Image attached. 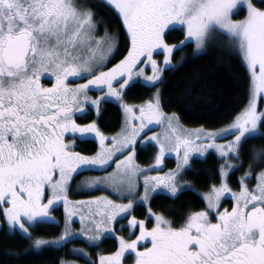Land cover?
<instances>
[{
	"label": "snow or ice",
	"instance_id": "1",
	"mask_svg": "<svg viewBox=\"0 0 264 264\" xmlns=\"http://www.w3.org/2000/svg\"><path fill=\"white\" fill-rule=\"evenodd\" d=\"M101 3L116 10L131 42L127 55L111 68H106V63L119 48V36L109 34L105 28L103 37H95L103 21L96 19L87 0H0V214L10 229L7 235L21 234L36 249L62 245L74 235L71 221L76 213L70 205L76 204L81 209L87 207V214L80 215L79 233L90 242H100L105 232H116L118 218L126 219L133 210L138 176L162 165L166 152H176V168L163 175L159 171L144 175L140 196L144 202H150L160 188L166 189L172 199L183 191H195L179 175L185 166H190L193 152L214 148L225 163L219 168V185L214 183L201 193L205 207L190 209L177 224L149 204L148 218L155 221L152 227L131 215L127 224L121 225V231L125 227L138 228L139 234L132 232L135 239L119 235L116 250L99 254V264H125L126 255L133 257L132 264H264V148L251 149L248 167L239 177L237 188L228 182L230 170L243 167L244 143L264 126V110L257 108L264 94V0H260L262 6L254 0ZM243 9L246 15L233 19ZM178 29L185 31V41L195 40L197 49L217 31L229 37L228 45L239 51L250 74L247 104L227 127H201L195 130L193 139V132L180 126L176 113L163 111L157 89L152 99L139 106V125L126 119L120 133L107 137L98 125L101 97L92 98L89 91L94 89L103 97L123 101L122 93L134 74H144L143 69L137 71L141 63L151 65L152 75L146 77L149 82H162V73L171 65L174 50L185 43L170 44L166 40L169 31ZM157 50L163 53V64L154 58ZM85 76L88 78L83 83H69L70 78ZM42 78L50 80V85L42 83ZM89 102L95 106L97 119L77 123L76 113ZM132 107L124 105L126 112H131ZM153 123L165 125V131L163 135L144 136L141 146L155 142L158 151L154 165L142 167L135 159L137 137L151 131ZM66 134L94 135L99 149L93 155L76 152L72 150L75 141L66 139ZM224 135L233 138L217 143ZM108 139L112 141L110 145L106 143ZM201 139L207 141L206 145L197 143ZM117 154L123 158L114 160ZM110 162L116 164V173L120 174L119 185L113 180L116 173L90 178L85 185L111 181L126 203L108 196L76 202L69 199L70 182L78 169H103ZM257 167L260 171L255 173L256 183L250 185L247 181ZM226 194L233 200L230 208L222 207ZM60 202L67 212L62 235L55 239L35 235V226L56 221L52 212ZM140 241L146 243L139 245ZM61 264L75 262L62 260Z\"/></svg>",
	"mask_w": 264,
	"mask_h": 264
},
{
	"label": "trees",
	"instance_id": "2",
	"mask_svg": "<svg viewBox=\"0 0 264 264\" xmlns=\"http://www.w3.org/2000/svg\"><path fill=\"white\" fill-rule=\"evenodd\" d=\"M96 12V19L103 21L98 24L101 28L119 36V48L108 61V66L114 65L122 59L129 48V39L123 28L122 21L116 12L101 3V0H88ZM259 6H262L259 4ZM241 10L236 17L242 18ZM98 27V28H99ZM225 37V35H224ZM182 29L169 31L166 40L175 44L184 40ZM192 42L185 43L174 50L173 61L175 66L167 68L163 73V81L158 84L161 95V106L165 113H176L179 121L188 127H203L217 129L230 123L245 107L249 98L250 77L237 49L230 47L227 40L215 35L209 39L205 50L194 54ZM157 86H148L141 83L130 85L124 92V99L128 103H141L152 98ZM101 114L98 125L105 133L117 132L123 123L120 107L114 101H104L100 105ZM97 119L93 111L77 116V123L86 124ZM75 144L73 150L82 154H94L97 143L91 139L79 140L73 137ZM264 148V126L260 127L258 134L252 136L243 145V167L235 168L229 174V180L236 185L237 177L243 173L250 160L251 149ZM156 147L147 144V147L137 146V159L142 163H149L155 154ZM166 166H172L173 159H166ZM264 167V165H261ZM220 159L213 153L204 158H193L190 166L184 170L181 178L190 183L193 190L183 191L177 198L172 199L164 193L153 195L149 204L156 212H163L169 218L176 220L177 224L183 214L191 210L205 207L204 200L197 191H207L210 185L217 184L219 178ZM260 171V167L253 170V174ZM197 190V191H196ZM146 207L136 205L133 212L143 218ZM60 219L63 212L60 207L54 209ZM62 229L61 224L50 222L41 223L32 229L35 235L41 237H56ZM10 230L3 226L0 228V264H61L62 260H79L82 258L73 251L72 244L81 241H67L59 247L45 246L40 249L30 247L31 241L23 238L21 234L9 236ZM99 247L103 251L112 252L117 243L114 238H104Z\"/></svg>",
	"mask_w": 264,
	"mask_h": 264
},
{
	"label": "rangeland",
	"instance_id": "3",
	"mask_svg": "<svg viewBox=\"0 0 264 264\" xmlns=\"http://www.w3.org/2000/svg\"><path fill=\"white\" fill-rule=\"evenodd\" d=\"M254 2L257 3V6H259L260 0H254ZM109 7L114 10L113 7H111V6H109ZM114 11L116 12V10H114ZM242 11H244V15H246V9H243ZM116 14L118 15L117 12H116ZM120 19L122 21V18L121 17H120ZM233 19H241V18L236 17V15H235V16H233ZM122 25H123V23H122ZM98 27H99V25H98ZM98 27H97V31L94 33L95 37H97V38L103 37L105 35V28H107V27L106 26H102L101 28L100 27L98 28ZM123 28H124V30L127 33L126 27L124 25H123ZM108 32H109V34H115V32H113V31H111V33H110V31L108 30ZM183 32H184V34L186 36V33H185L184 30H183ZM215 35L221 36L224 39H226L227 41L229 39V37L226 34H224L221 31H217L213 36H210L209 38H207L205 40L204 46L202 48H200V49H197L196 43H195V40L194 39L193 40H190V41H185V38H184V40H182V41H185V43L192 42L193 45H194V49H193L194 54H200V53H202L205 50L206 44L208 43L209 39L213 38ZM224 35H225V37H224ZM128 39H129V47H130L131 46V42H130V37L129 36H128ZM179 43L180 42L175 43V44H179ZM104 47L106 48L107 45H104ZM238 53H239V51H238ZM126 55H127V53H126ZM112 56H110V58L108 59V61L111 59ZM240 56H241V54H240ZM154 58L157 59L159 62H161V64H163V53L160 52L159 50H157V52L154 53ZM241 58H242V56H241ZM108 61L106 63V68H111L113 65L112 66L111 65L108 66ZM242 61H243V59H242ZM118 62H116V63H118ZM243 63L246 66V63L244 61H243ZM175 65H176V63L173 61V56H172L171 65L169 67H173ZM139 69H143L144 74L143 75H140V76H137V75L134 74L132 80L129 82V85L124 89V91L122 93L123 101H121V100H119V99H117L115 97H111V96L103 97L99 91L94 90V89L93 90H90L89 93H88L89 96L92 97V98L101 97V103L104 102V101H114L115 103L118 104V106L121 109V112H122V115H123V123H122L121 128L117 132H115V133H105V132H103L100 129L109 138H111L112 136H115V135H117L118 133L121 132V129L124 126L126 119L131 124L139 125V123H140V120H139V106L143 105L146 101L145 102H141V103H128V102H126L125 99H124V92H125V90L130 85L138 82V83H141V84H144V85H148V86H157L156 90L159 89L158 88V84L159 83L149 82L146 79L147 76L152 75L151 65L150 64L141 63V64H139V67H138L137 71H139ZM247 71H248V69H247ZM248 74H249V71H248ZM249 77H250V74H249ZM87 78L88 77H86V76L84 77V79H72V78H70L69 79V83H71V84L83 83V82H85V80ZM50 82H51L50 80L45 79V78H42V83L47 84V85H50ZM156 90H155V92H156ZM104 92L107 93V89L106 88L104 89ZM153 96H154V94H153ZM153 96H152V98H153ZM101 103H100V105H101ZM124 105H130V106H134V107H132V111L131 112H126L125 111V108H124ZM257 108H258V110H264V94H262L261 97H260V99L258 100ZM89 111H93V113L97 117L95 106H92L90 104V102H89V104H86L82 110L78 111L76 113V116H81V115H83V114H85V113H87ZM133 113H135V115H133ZM167 114H171V113H167ZM230 123H228L225 126H222L220 128H217V129H207V128H203V127L202 128L205 129V130H218V129L227 127ZM179 124H180V126L182 128L193 132V137H192L193 139H194V136H195V130L201 128V127H188V126H184L183 124L180 123V121H179ZM149 127H150L151 131H147L146 130L139 137H137V141H138L137 146L142 147L141 145H143L145 143V141H144V136L145 135L151 136L152 133H157V134L163 135V133L165 131V125H157L156 123H153ZM73 137H76L79 140H84V139L94 140L97 143V147H98L97 148V151H98V149H99V140L97 138H95L94 135L93 136H88V137H80L79 135L72 136L71 134H66V139H68L70 141L71 140H74ZM232 138L233 137L231 135H224L221 139H218L217 140V143H222V144L223 143H227ZM106 143L110 145L112 143L111 139H108L106 141ZM197 143L199 145H206L207 141L201 139L200 141H197ZM148 144H152V145H154L156 147V151H155V154H156V152L158 151V145H155V142H149ZM72 150H73V148H72ZM74 151H76V150H74ZM210 153L215 154L220 159V165L225 163V160L218 155L217 151L214 148H208L203 153L193 152L190 155V162H191V160L193 158H201L202 159V158H204L206 155H208ZM155 154H154V156H155ZM182 154H183V150L181 149V155ZM84 155H93V154H84ZM124 155H127V151H125ZM154 156H153V159L149 163H142V162H140L137 159V148H136V157H135V159H136L137 163L139 165H141L142 167L154 165ZM122 158L123 157L121 155L117 154L114 157V160H116V159H122ZM168 158L173 159V161H174L175 164H173L172 166H166L165 162H166V159H168ZM176 164H177V154H176V152H174V151L166 152L165 153V156L163 158V164L162 165L157 166L156 169L153 170L151 173H143V174H141V175L138 176V189H137V193L138 194H137V196L134 199V208H135L136 205H143V206L146 207V209H148V207H149V202H144V201H142L140 199V196H142V194H143V177H144V175H149V174L150 175H156L157 171H159V173L161 175H163L164 173H167L170 169H175L176 168ZM188 167L189 166H185V168L182 170V173ZM234 170L235 169L230 170V173L232 171H234ZM113 173H116V164L114 162H110V166L109 167H106V168H103V169H101L99 167H95V166L89 167V168H81V169H78V173L77 174H74V177H73L72 181L70 182V188H69V193H68L69 199L71 201H73V202H76V201H81V200H88V199L93 198V197L108 196L109 198H111L113 200H117L118 202L126 203L127 202V199L126 198H123V199L121 198L120 193L114 190V187H113L111 181L110 182H99V183H96V184H93V185H90V186L85 185V181L86 180H89L90 178H94V177H106V176H109V174H113ZM243 173H241L237 177L236 185L233 184L230 180H228L229 185L231 187H233L234 189L237 188L238 187L239 177H241L243 175ZM181 175L182 174L179 175V179L181 181L185 182L181 178ZM113 180L115 181L116 185H119V183H120V174L119 173H116L113 176ZM219 183H220V180L217 183V185H219ZM247 183H249L250 185H254L256 183L255 174H253L252 178H250L247 181ZM207 191H197V193L202 197L201 193H205ZM156 193H164V194H167V195L170 196V194L167 192V190L166 189H163V188L157 189L156 192L153 193V195L156 194ZM126 196H127V193L125 192V197ZM202 199H203V197H202ZM204 203L206 204V201L205 200H204ZM232 203H233V200H232L230 194H226L224 197H222V207H228V208H230ZM57 207H60L61 210H62V212H63V218L62 219H60L56 214H54V209L57 208ZM70 207L73 208V210H74V212L76 214L72 217V221H71V228L73 230L74 235H73L72 238L68 239L67 241H81L79 243L76 242L77 244H72V247H74L73 248V251L82 258V261H79V260H65V261L75 262V264H92V262L95 261V264H99L98 255L101 254V253H108L106 251H103L102 250V247H99L100 242L104 238H108V237L109 238H112V239L114 238L115 242L117 243V247H118L119 241H118L117 237L119 235H124L126 239H135V235H138L139 234V229L138 228L135 229V230H133V229H130V228L125 227L121 231V225H126L127 224V219H130V216L131 215H135L134 212H133V210H134V208H133V210L131 211L130 215L126 219H119L118 218V221L115 222V224H114V227L116 229V232L115 233H113L111 231L105 232L101 236L100 242H90L87 239V237H85L82 233H79V231H78L82 227V224H81V221H80V215L81 214H87V207L85 206L83 209H81L79 207V205H76V204L70 205ZM54 209H53L52 215L56 218V221L55 222H50V223L61 224L62 225V229H61L60 234L57 235L56 237H53V238L52 237H43L45 239H55V238L61 236L62 235V232H63L64 222H65V218L67 216V212L65 210V206H64L63 202L58 203L54 207ZM137 218L138 219L145 220L146 226L149 227V228L152 227V225L155 222L154 221V218H152V219H149L148 218V212L147 211H146V215L143 218H139V217H137ZM3 221H4V217H3L2 214H0V228L3 227V226H5L4 223H3ZM133 231H135V235H132V232ZM145 243H146L145 241H140L139 242V245H144ZM63 244L64 243H62V245ZM48 246L59 247L61 245H48ZM42 247H45V246H42ZM33 248L36 249L35 247H33ZM79 249H82L84 251H77ZM115 250H113V251H115ZM85 252H87L88 255H85ZM132 261H133V257L131 255H126V257H125V264H132Z\"/></svg>",
	"mask_w": 264,
	"mask_h": 264
},
{
	"label": "flooded vegetation",
	"instance_id": "4",
	"mask_svg": "<svg viewBox=\"0 0 264 264\" xmlns=\"http://www.w3.org/2000/svg\"><path fill=\"white\" fill-rule=\"evenodd\" d=\"M47 85V84H46ZM75 118H77V116H75Z\"/></svg>",
	"mask_w": 264,
	"mask_h": 264
}]
</instances>
